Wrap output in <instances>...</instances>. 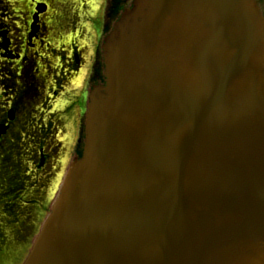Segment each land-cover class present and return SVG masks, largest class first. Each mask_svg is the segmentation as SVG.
<instances>
[{"label":"water","instance_id":"obj_1","mask_svg":"<svg viewBox=\"0 0 264 264\" xmlns=\"http://www.w3.org/2000/svg\"><path fill=\"white\" fill-rule=\"evenodd\" d=\"M102 48L83 155L22 264H264L257 1L133 0Z\"/></svg>","mask_w":264,"mask_h":264},{"label":"flooded vegetation","instance_id":"obj_2","mask_svg":"<svg viewBox=\"0 0 264 264\" xmlns=\"http://www.w3.org/2000/svg\"><path fill=\"white\" fill-rule=\"evenodd\" d=\"M93 1L0 0L16 14L7 28L0 23V172L13 173V167L1 164L6 145H17L21 153L26 150L29 161L37 163L45 175L54 168L51 157L59 153L53 185L70 160L79 156L89 91L103 82L94 44L109 25L110 0H105L99 12V30L92 22L98 16ZM114 2L119 4V0ZM122 2L126 6L130 0ZM258 4L264 14V0ZM4 16L0 12V20ZM41 26L48 38L46 46L39 39ZM12 39L20 48L16 53L9 50ZM4 205L6 212L16 211Z\"/></svg>","mask_w":264,"mask_h":264},{"label":"trees","instance_id":"obj_3","mask_svg":"<svg viewBox=\"0 0 264 264\" xmlns=\"http://www.w3.org/2000/svg\"><path fill=\"white\" fill-rule=\"evenodd\" d=\"M114 12L108 9L109 14ZM22 150L14 144L1 150V155H5L1 164L13 167V173L10 175L7 169L6 173L2 172L4 169L0 172V264L7 260L17 262L26 252L47 212L55 173L60 166L56 158L59 153H55L50 159L55 161L54 168L45 175L37 163L29 161L26 150L21 153ZM6 203L16 211L6 212Z\"/></svg>","mask_w":264,"mask_h":264},{"label":"rangeland","instance_id":"obj_4","mask_svg":"<svg viewBox=\"0 0 264 264\" xmlns=\"http://www.w3.org/2000/svg\"><path fill=\"white\" fill-rule=\"evenodd\" d=\"M40 1L47 3L50 0H40ZM121 1H123V0H121ZM104 2H105V0H95V1H93L94 6L96 7L95 9H93V11L97 12L98 16L96 17V19H93L92 22L94 23V25H95L97 30L100 29L99 12H100L101 7L103 6ZM263 6H264V4H263ZM12 9L13 8L7 6V4L5 2L0 3V12L1 13H5V16L2 17V20H0V23H3V25L5 26L4 28H7L11 24L10 18H12L13 16L16 15L15 13H13ZM15 11H17V10L15 9ZM11 36H13V34H11ZM102 37H103V35L100 36V38L97 39L96 42L93 39H91V41L95 42L94 45L97 44L99 46L100 42L102 40ZM39 39L43 41L44 46H46L48 44V38H47V35L44 32V29H43L42 26H41L40 31H39ZM13 42H14V40L12 39V45L10 46L9 50H11L13 53H16L17 51H19L20 48L18 47L17 44L14 45ZM49 49H50V46H49ZM7 264H9V263H7Z\"/></svg>","mask_w":264,"mask_h":264}]
</instances>
